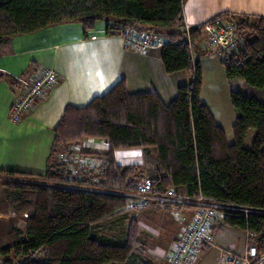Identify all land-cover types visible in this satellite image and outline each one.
I'll return each instance as SVG.
<instances>
[{"label": "trees", "instance_id": "16d2710c", "mask_svg": "<svg viewBox=\"0 0 264 264\" xmlns=\"http://www.w3.org/2000/svg\"><path fill=\"white\" fill-rule=\"evenodd\" d=\"M184 2L0 0V38L70 22L81 23L87 36L98 21L107 20L108 34L124 35L132 28L168 39L162 50L166 72L186 70L191 79L179 86L169 104L155 89L131 93L122 79L86 106L65 108L45 173L1 170L0 186L26 219L25 230L11 224L10 245L0 248L7 263L137 264L140 259L141 264H151L144 255L138 219L127 225L122 219L129 218L130 210L159 208L130 207L145 177L152 181L155 195L173 189L193 198L204 195L219 204L251 208L248 215L226 211L211 233L217 228L254 232L255 243L264 252V100L241 89L231 91L236 119L234 142L229 143L201 99L203 73L193 54L205 34L201 25L191 28V50ZM234 16L246 30L247 50L221 58L226 76L264 90V17ZM13 83L19 86L17 79ZM86 137L104 139L108 149L100 153L83 148ZM129 148L142 150L143 164L117 162L116 150ZM84 156L92 157L94 165L87 166ZM119 220L125 228L122 233L111 228Z\"/></svg>", "mask_w": 264, "mask_h": 264}, {"label": "crops", "instance_id": "0c3cea01", "mask_svg": "<svg viewBox=\"0 0 264 264\" xmlns=\"http://www.w3.org/2000/svg\"><path fill=\"white\" fill-rule=\"evenodd\" d=\"M223 12L264 17V0L184 2V22L191 27L202 25ZM108 24L107 20L98 21L87 36L81 23L70 22L31 34L0 38V171L45 173L55 129L65 108L68 105L86 106L94 97L105 94L122 79H126L131 93L155 89L166 104L177 97L179 86L190 82L186 70L166 72L162 61L163 45L132 48L127 45L124 35L108 34ZM162 39L165 43L168 40L165 37ZM208 51L204 38L193 54L194 60L203 69L208 59H221L217 52L211 50L206 53ZM47 68L57 71V83L48 89L46 96L37 102L28 115L20 122H13L9 112L18 93V86L13 80L34 77ZM236 81L241 90L264 100V90H254L246 86L242 79ZM201 99L203 101L202 96ZM211 111L217 123L224 128L230 143L229 135L233 133L236 119L234 107L226 105L222 111L219 108ZM81 146L100 153L108 149L105 140L97 137L84 138ZM115 155L121 165H141L144 162L143 152L139 148L119 149ZM84 157L87 166L94 165L90 159L92 157ZM128 213L129 218L122 219L126 225L131 219H138L146 249L144 255L150 256L151 264H167L170 246L181 238L193 219L190 208L168 210L148 207ZM219 221L220 218L216 223ZM111 228L115 229L116 226L113 224ZM213 233L191 264H200L202 256L209 253L215 236ZM141 263L137 259V264Z\"/></svg>", "mask_w": 264, "mask_h": 264}, {"label": "built area", "instance_id": "2783aa9c", "mask_svg": "<svg viewBox=\"0 0 264 264\" xmlns=\"http://www.w3.org/2000/svg\"><path fill=\"white\" fill-rule=\"evenodd\" d=\"M209 51L217 52L221 58H230L233 54L247 50V33L242 29L243 23L233 13L223 12L214 16L202 25ZM191 26L184 24L186 39L191 50L194 49L190 36ZM124 37L128 46L132 48H151L162 46L165 40L154 33L140 32L136 29H127ZM59 79L56 70L47 68L40 74L28 79L17 78L19 82L18 93L10 108V119L20 122L36 106L37 102L46 96L50 87ZM78 149V146H74ZM152 181L145 177L138 190L133 194L130 207L142 209L147 206L159 208L170 207L172 210L183 209L192 205L193 219L181 238L173 244L167 255V264H191L201 252L202 246L210 239L213 225L218 218L225 215L228 210L243 212L248 215L252 209L235 205H223L215 199L200 195L189 197L183 193L168 190L163 195L153 193ZM258 235L254 232L246 233V249L243 254L221 251L223 264H264V252L260 253L256 245ZM0 264H21L20 261L6 262L0 257Z\"/></svg>", "mask_w": 264, "mask_h": 264}, {"label": "rangeland", "instance_id": "374dc122", "mask_svg": "<svg viewBox=\"0 0 264 264\" xmlns=\"http://www.w3.org/2000/svg\"><path fill=\"white\" fill-rule=\"evenodd\" d=\"M197 56V55H196ZM203 73V87L201 96L203 103L209 104L211 110L217 111L219 108L222 111L226 105L233 108L231 102V91L240 89L236 79L229 80L226 76L225 68L220 58L208 59L204 62ZM214 84V86H213ZM230 133V130L228 128ZM253 134V133H251ZM230 143L234 142L233 133L229 135ZM249 145V144H248ZM11 195L6 188L0 186V248L10 245L9 230L11 224L17 223V226L26 229V219L24 216L16 212V207L11 201ZM17 213V214H16ZM117 228L114 230L117 233H122L123 229L121 221L117 223ZM214 240L207 255L202 256L200 264H223L221 262V251L233 252L236 254H243L246 249V233L245 231L233 228L215 229ZM172 247V245L170 246ZM150 259V256H145Z\"/></svg>", "mask_w": 264, "mask_h": 264}]
</instances>
